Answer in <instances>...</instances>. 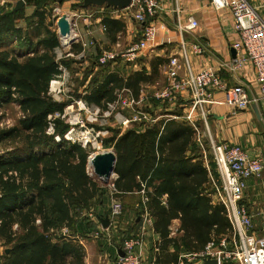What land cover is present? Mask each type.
<instances>
[{"label":"trees","instance_id":"obj_1","mask_svg":"<svg viewBox=\"0 0 264 264\" xmlns=\"http://www.w3.org/2000/svg\"><path fill=\"white\" fill-rule=\"evenodd\" d=\"M24 2L33 6L29 16L24 15V7L1 10L0 40L16 30L21 19L34 24L32 33L44 27L45 35L38 36L33 44L43 51L37 49L21 60L0 50V104L12 102L21 112L16 125L0 126V143L11 146V152L4 153L6 158L0 156V233L11 246L12 254L4 264H66L62 254L69 250L76 217L100 197L105 187L86 170L92 149L79 143L55 141L54 135L66 130L58 119L53 121V131L47 130L48 114L60 111L64 105L47 93L49 81L59 72L53 52L59 41L48 27L51 23L45 24L51 15L47 9L51 0ZM72 7L75 8L73 4ZM101 22L111 39L124 27L121 19L108 15L102 16ZM30 38L29 34L19 35V46L30 44ZM67 59L61 61L69 65ZM109 62L112 61L102 64L104 71ZM102 76H94V81H99L86 90L83 98L99 105L103 99L104 106L124 87L137 96L146 78L141 70L126 77L115 71ZM115 136L102 139L103 146H111L116 157L113 194L119 197L144 190L145 205L162 247L171 243L176 251H196L209 240L231 232L224 207L211 200V178L216 180L218 174L207 138L203 146L208 164H204L189 123L160 119L153 124L131 125L116 139ZM40 148L42 152L36 153ZM143 205L141 199L140 211ZM173 219L180 221V235H169ZM62 228L69 232L62 233Z\"/></svg>","mask_w":264,"mask_h":264},{"label":"built area","instance_id":"obj_2","mask_svg":"<svg viewBox=\"0 0 264 264\" xmlns=\"http://www.w3.org/2000/svg\"><path fill=\"white\" fill-rule=\"evenodd\" d=\"M80 1V6L82 1ZM165 0H131L125 9H115L108 6L98 7L102 17L108 15L113 18L131 17L141 24L140 37L130 42L119 51L103 50L98 61L135 62L139 56L144 55L151 49L156 41L158 27L156 18L165 10ZM12 0H0L5 8L11 7ZM215 10L227 11L231 16L232 31L236 39L231 43L234 50L242 53L239 57L227 60L220 64L228 67L232 72L240 71L245 63H250L255 81V93H250L242 84H228L219 73L210 66L193 69L190 64L188 45L181 39L178 43V53L170 55L167 60L166 74L167 83L152 92V96L160 103H174L182 99L184 111L180 115L165 113L164 119H180L189 123L194 128V141L203 146L204 138H207L209 152L217 171V179L211 178L213 192L211 194L214 203L221 204L231 224V232L209 240L202 249L183 252L177 264H202L204 259H216L217 264H264V207L252 214L247 211L240 202L246 188V180L254 178L260 180L264 172V154L262 151L255 155L249 154L247 149L238 143L218 141L212 138L207 128V120L212 106H227L230 108L229 115L234 116L240 111H247L258 100L264 99V18L259 14L257 8L248 0H209ZM82 7V6H81ZM83 8V7H82ZM72 13V27L76 28L77 19H92L89 11ZM89 8V7H86ZM174 26L176 31L182 35L198 27V21L192 13L182 16L179 5H175ZM94 12V11H93ZM84 46L85 43L81 42ZM92 43V42H90ZM194 54H201L202 48L195 43L189 45ZM73 55L72 52L59 53L57 59ZM182 63L183 72L178 71L179 63ZM58 74L50 80V94L59 96L62 93V79L65 78V68L58 65ZM54 86L52 87V85ZM80 96L70 98L60 111L48 115L49 130H53L52 117L65 118L69 125L62 137L66 141L79 143L82 147L93 144V140L100 135V131L94 130L93 121L98 120L99 109L92 108L86 104ZM126 109L130 112L128 116L124 113L115 112L117 108ZM81 112L85 115L82 117ZM105 117L114 116L116 123L128 125L131 122L143 121L153 123L158 117L142 109V99L136 98L121 90L116 100L106 103V109L101 112ZM1 115V112H0ZM201 120L206 129L204 131L196 125ZM107 121L105 122V124ZM76 129H80V135ZM105 131L101 132L102 134ZM77 135L80 138H77ZM94 138V139H92ZM61 137L55 136L59 141ZM93 141V142H92ZM89 175H92L88 170ZM144 185V184H142ZM113 190V184L111 183ZM142 194L143 210L141 213L142 224L140 229L132 236L121 237L122 255L116 258V264H142V255L138 248L142 245V235L147 226L152 224V219L146 208L147 197L144 190ZM118 197L112 198L108 218L109 224L105 227L112 230L118 229L119 216L122 214L123 206ZM94 217L93 212L89 213ZM103 229L98 225L92 233L99 238L103 235Z\"/></svg>","mask_w":264,"mask_h":264},{"label":"crops","instance_id":"obj_3","mask_svg":"<svg viewBox=\"0 0 264 264\" xmlns=\"http://www.w3.org/2000/svg\"><path fill=\"white\" fill-rule=\"evenodd\" d=\"M248 1L257 8L259 14L264 18V0ZM15 2L16 0H12V9ZM73 2V0H64L60 5L61 10L68 16L67 20L70 31L66 36L61 37L58 27H56V31H54L58 37L59 45L54 47L53 52L58 65L64 68L67 65L61 61L62 58L57 59L59 53L72 52L73 55L66 56L69 59V65L66 68L69 69L72 65L75 67L80 66V70L78 67L77 73L73 74V77L78 80L77 86L79 91L75 93L76 96L83 98L87 92L86 90L91 89L99 81H94L96 78L94 77L95 75L100 76L102 74L103 78L105 73L115 71L126 77L132 71L141 70L144 71L146 78L141 82L137 96H134L133 91L128 87L121 89L136 98L140 97L142 99V109L158 117L155 122L164 119L162 115L165 113L182 114L184 111L182 99L174 103H160V101L152 96V92L156 88H160L167 83V60L170 55L178 53V43L181 39L185 40L188 45L190 64L193 69L208 65L214 68L226 83L230 85L242 84L248 92L255 93V81L250 63H245L240 71L236 72H231L228 67L220 65L227 60L239 57L242 53L234 50L231 46V43L237 37L232 31L230 14L227 11L213 9L209 0H165V10L156 18L158 32L154 46L146 51L144 55L139 56L135 62L124 61L123 64L118 60L109 62L108 71H104L105 66H102L104 63L98 61L97 57L98 55L100 56L99 50L103 47L122 49L130 42L137 40L140 37L141 24L131 17H116V19L123 21L124 27L112 39L99 16L85 21L80 18L77 19L75 21L76 28L74 29L72 27L71 17L72 13L78 12L79 9L76 11L73 10ZM176 4L179 5L182 16L190 13L194 15L198 21L197 28L185 32L182 35L176 31L174 26L175 12L173 11ZM2 9L7 8L0 4V14L2 13ZM23 10L24 15L29 16L33 11V6L25 3ZM46 20L45 24H47ZM33 25L28 23L27 20L21 19L18 21L15 27L16 30L6 34L0 40V50L8 51L10 55H14L18 60H21L25 56L33 55L37 49L40 52L43 51L41 48L33 47V44L38 36L45 35V29L43 27L41 30L32 33ZM48 27L50 28V26ZM26 34L31 36L30 44L24 43V46H19L18 36H25ZM81 42L85 43V45L83 46ZM192 43L198 44L202 48L201 54L193 53L189 47ZM74 47L79 48L74 50ZM85 65L88 66L86 74L83 73ZM178 71L180 73L183 72L181 61L178 66ZM56 76L57 74L53 78ZM49 90L50 81L47 88V93L50 95ZM83 100L90 106H97L99 107L98 109L104 108L103 99L101 100V105L87 101L85 97ZM210 110L207 128L212 138L218 141L238 143L252 155H255L258 151H262L264 154V99L258 100L247 111H240L234 116L229 115L228 111L230 108L227 106L216 105L212 106ZM128 112L126 109L122 110L124 114H128ZM139 123L146 124L143 121ZM196 123L200 130L204 131L206 129V125L201 120H198ZM101 128L105 129L103 127ZM107 128L111 131L113 127L109 126ZM56 135L59 137L62 136L60 134ZM102 139L104 138L102 137ZM0 145H4V142L0 143ZM35 151L36 153H41L42 149H36ZM5 152L10 153L11 146L3 149L0 147V156L2 158H6ZM206 153L205 146L198 147V154L204 164H208ZM114 197L112 189L107 186L100 197L94 200L88 209L81 210L73 225L72 234L74 238L70 239L71 241L68 243L67 249L69 250L64 251V254L61 253L66 264H116V258L121 253V237L134 235L142 224V211L139 209L142 194L139 191H133L119 196L117 199L121 201L123 211L119 216L118 229L116 231L109 227L105 230L100 220L108 215L109 205ZM161 201L164 203L165 197H162ZM240 202L252 214H255L260 208L264 207V172L260 180L254 178L246 180V188ZM91 212H93L94 217L88 216ZM98 225L103 229V235L99 238L94 237L92 234ZM179 230L180 221L173 219L169 225V235H180L181 231ZM160 238V234L154 228L152 220V224L146 227L142 235V245L138 248L142 255V264H177L181 253L190 252L183 251L182 248L176 251L171 243H167L162 247ZM59 243L61 242L59 241ZM11 258V246L6 243L3 233H0V264H4ZM77 259L78 263L75 262Z\"/></svg>","mask_w":264,"mask_h":264},{"label":"rangeland","instance_id":"obj_4","mask_svg":"<svg viewBox=\"0 0 264 264\" xmlns=\"http://www.w3.org/2000/svg\"><path fill=\"white\" fill-rule=\"evenodd\" d=\"M73 1L74 2L72 4L75 6V8H73V7L72 8L75 11V10H77V8H79L80 1L79 0H73ZM62 3H63L62 1L59 3L57 0H51V2H49L48 3V6H47V9L49 8L51 10V15L49 16V18L46 21H47V23H51V25H49L50 26V29H53L55 31H56V27H57L56 26L57 20L62 15H65L66 14L65 12H63V10H61L60 5ZM82 10L89 11V13H91V17L92 18H94L96 16H101V12H99V8L98 7L82 8ZM66 17H68V16L66 15ZM103 50H113V51L116 50V51H119V49L116 48V47H103L102 49L99 50V53L101 54V51H103ZM98 57H99V55H98ZM64 59H67V58L65 57ZM118 61L121 64H123V62L125 60L119 59ZM66 67H67V65H66ZM66 67H65V78L62 79V81H61L62 82L61 89H63L62 90V93L59 96H57V94H55L53 96L50 94V96L52 97L53 100H55L57 102H62V103H64V105L66 104V102L70 98L76 97V94L75 93H78V91H79L78 90V86H77L78 80L73 77V74L74 73H77L76 71L78 70V67H79V70H80V66L75 67V66L72 65L69 69H67L68 67L67 68ZM86 69H88V66L85 65L84 71L82 70L84 74L87 73V70ZM82 71H81V73H82ZM78 74H79V72H78ZM121 90H123V89H119V90L116 91V97H115L114 100H116L117 94ZM91 107L92 108H97V109L99 108V107L94 106V105H92ZM104 108L106 109V104H105ZM104 108L103 109H99L100 112H98L99 113L98 120L92 122L93 125H94L93 126L94 127V130L95 131H98L99 130L100 131V135H98L96 137V139L93 140L94 142L92 141L93 144L89 143V144H87L85 146V148L92 149V152L90 153V155H92L94 153H100V152L105 151V150H111V151H113V149H112L111 146H108V147H104L103 146V143L101 141L102 140V137L103 138H105V137L107 138V137H110L111 135H116L115 136V139H116L122 133H124V130H126L129 127H131V125H135V124H138L140 122V121H135V122L129 123L128 125H120V124H117L114 116L111 115L110 117H105L104 115H102L101 112L105 110ZM122 110L123 109H121V108L118 107L115 111H113L112 114H114L115 112H120L121 113ZM0 112H1L0 126H2V127H10V126L16 125L17 122H18V118L21 116V112H20L17 104H13L11 102H5V103L0 104ZM54 112H56V111H54ZM129 114H130V112H128V114H125V115L128 116ZM81 115H82L83 118H85V115H87V114L84 115V113L81 112ZM55 119H58V120H60V122H62L63 124H65L66 125V129L70 125V124H68L66 122L67 116L65 118L54 117L53 116L50 121L53 122V121H55ZM106 121H107V123L105 124ZM109 126L113 127L111 131H109L110 129L107 128ZM101 127L105 128V129H102ZM53 128H54V126H53ZM47 130H49V127H47ZM75 131H77V134L80 135V129L79 128L78 129L75 128ZM103 131H105L104 132L105 134L104 133L103 134L101 133ZM78 135H77V138H80ZM55 136H57V135H54V139H55ZM92 139H94V138H92ZM61 140L64 141L63 137H62ZM18 142L19 143L21 142L20 139L18 140ZM76 143H77V141H76ZM0 147L3 149L6 146L0 145ZM88 170H89L90 174H92L90 167L88 168ZM90 176L91 177H95V179L97 181H99L98 178L96 176H94L93 174L90 175ZM113 177L115 178V176H113ZM114 178H112L109 182L104 183V184L101 183V181H99V182L101 183V185L103 187H107L108 186V187L111 188V183H112L111 181ZM88 216H89V214H88ZM61 231L64 234H67L69 232L67 229H62ZM70 236L74 238V235L73 234H71Z\"/></svg>","mask_w":264,"mask_h":264},{"label":"water","instance_id":"obj_5","mask_svg":"<svg viewBox=\"0 0 264 264\" xmlns=\"http://www.w3.org/2000/svg\"><path fill=\"white\" fill-rule=\"evenodd\" d=\"M59 3L62 0H57ZM81 6L83 8L91 6H108L118 10L125 9L130 5L131 0H81ZM24 0H17L13 6V10H18L24 7ZM56 26L59 30L61 37L66 36L69 33V23L66 15H62L56 22ZM115 162L116 157L113 151L105 150L100 153H94L88 157L87 165L91 166L92 173L98 178L101 183L109 182L115 175ZM103 228L109 224L108 215L101 220ZM122 255V251L120 253ZM202 264H217L216 259H204Z\"/></svg>","mask_w":264,"mask_h":264},{"label":"bare ground","instance_id":"obj_6","mask_svg":"<svg viewBox=\"0 0 264 264\" xmlns=\"http://www.w3.org/2000/svg\"><path fill=\"white\" fill-rule=\"evenodd\" d=\"M88 167H90V168H91V166H90V165H88Z\"/></svg>","mask_w":264,"mask_h":264}]
</instances>
